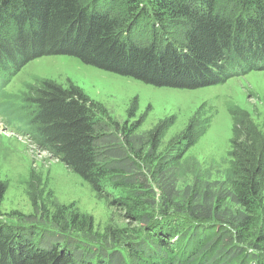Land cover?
Returning a JSON list of instances; mask_svg holds the SVG:
<instances>
[{
  "label": "trees",
  "instance_id": "trees-1",
  "mask_svg": "<svg viewBox=\"0 0 264 264\" xmlns=\"http://www.w3.org/2000/svg\"><path fill=\"white\" fill-rule=\"evenodd\" d=\"M59 55L158 87L221 84L264 70V0H0L5 81ZM26 97L38 139L97 190H116L137 223L100 235L77 209L35 199L20 222L0 217V264H264V135L245 118L233 177L185 203L176 163L195 142L193 124L162 150L165 122L140 134L74 85L46 81ZM7 188L0 178V201Z\"/></svg>",
  "mask_w": 264,
  "mask_h": 264
},
{
  "label": "rangeland",
  "instance_id": "rangeland-1",
  "mask_svg": "<svg viewBox=\"0 0 264 264\" xmlns=\"http://www.w3.org/2000/svg\"><path fill=\"white\" fill-rule=\"evenodd\" d=\"M140 30L135 37L142 41ZM46 81L80 88L113 119L140 123V134L165 122L162 150L193 124L195 142L176 163L179 196L185 203L210 183L233 177L235 142L244 139L245 133L237 117L264 135V70L246 69L221 84L183 89L154 86L73 56L35 58L9 81L0 74V178L8 187L0 201V217L15 223L23 215L36 213L35 199L42 205L77 209L92 218L94 231L100 235L111 225L132 229L137 223L135 212L117 200L116 190L113 195L109 187L97 190L46 147L27 124L35 107L26 94L30 87Z\"/></svg>",
  "mask_w": 264,
  "mask_h": 264
}]
</instances>
